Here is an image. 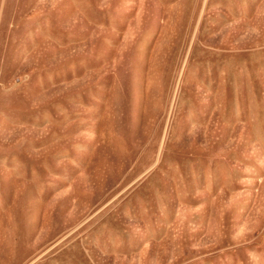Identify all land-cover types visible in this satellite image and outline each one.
Instances as JSON below:
<instances>
[{
  "label": "rangeland",
  "instance_id": "rangeland-1",
  "mask_svg": "<svg viewBox=\"0 0 264 264\" xmlns=\"http://www.w3.org/2000/svg\"><path fill=\"white\" fill-rule=\"evenodd\" d=\"M0 264H264V0H0Z\"/></svg>",
  "mask_w": 264,
  "mask_h": 264
}]
</instances>
